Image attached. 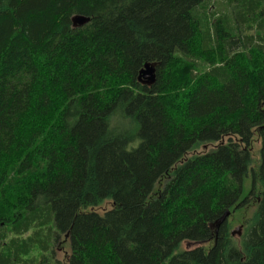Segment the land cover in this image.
Listing matches in <instances>:
<instances>
[{
	"label": "trees",
	"instance_id": "16d2710c",
	"mask_svg": "<svg viewBox=\"0 0 264 264\" xmlns=\"http://www.w3.org/2000/svg\"><path fill=\"white\" fill-rule=\"evenodd\" d=\"M219 2L0 0V264H264V0Z\"/></svg>",
	"mask_w": 264,
	"mask_h": 264
},
{
	"label": "water",
	"instance_id": "95a60500",
	"mask_svg": "<svg viewBox=\"0 0 264 264\" xmlns=\"http://www.w3.org/2000/svg\"><path fill=\"white\" fill-rule=\"evenodd\" d=\"M88 20H89V17L82 16V15H77V16H74V18H73V22H74L75 26L83 25ZM138 78L141 82H143L145 84H149V85L153 84L156 80V66H155V64L146 63L144 65V67L141 69ZM229 215H230V212L228 210L219 220H217V226L219 227V225L223 221H225ZM231 233L233 235H235V234L240 235L242 233V227L239 226L237 229L232 230Z\"/></svg>",
	"mask_w": 264,
	"mask_h": 264
},
{
	"label": "rangeland",
	"instance_id": "374dc122",
	"mask_svg": "<svg viewBox=\"0 0 264 264\" xmlns=\"http://www.w3.org/2000/svg\"><path fill=\"white\" fill-rule=\"evenodd\" d=\"M216 9L217 10L225 11V0H221V2L217 3ZM259 142H260L259 140H256L254 142V155L253 156H255L256 159L258 158L257 155H258L259 147H260V143ZM246 184H247V187L246 188L249 189V186H250L249 182H247ZM108 206H109V203H105L103 207H106L107 208ZM234 212L235 213L230 217L231 220H232V224H233V226H232V229L233 230H235L239 226H241V221L243 222L242 219H244L245 216H246V210H242L241 209V211L240 210L239 211H236L235 210ZM197 245H203V246L207 247L210 244L209 243H196V242H191V241L190 242L189 241H184L181 244V247L180 248H182V249H189V248L195 247ZM63 252L65 253V250H63ZM63 252L59 253V256L60 257H62V253Z\"/></svg>",
	"mask_w": 264,
	"mask_h": 264
}]
</instances>
